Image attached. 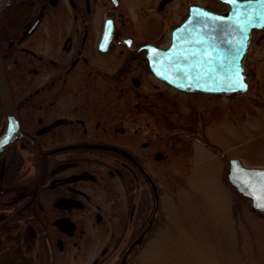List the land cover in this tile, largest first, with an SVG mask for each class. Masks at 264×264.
<instances>
[{
	"label": "flooded vegetation",
	"instance_id": "flooded-vegetation-1",
	"mask_svg": "<svg viewBox=\"0 0 264 264\" xmlns=\"http://www.w3.org/2000/svg\"><path fill=\"white\" fill-rule=\"evenodd\" d=\"M171 1L9 0L3 8L0 59L20 133L0 151V264H74V235L86 236L80 219L89 214L88 185L99 176L123 186L128 223L135 206L156 198L148 164L171 147L169 85L151 71L146 45L169 44L179 23L165 29L159 21ZM212 1L188 3L182 20L191 5L230 7ZM184 6L179 0L174 8ZM154 26L156 36L146 38ZM2 118L6 127L3 110ZM139 212L129 239L151 232L154 207ZM95 216L99 224L105 219Z\"/></svg>",
	"mask_w": 264,
	"mask_h": 264
},
{
	"label": "rangeland",
	"instance_id": "rangeland-1",
	"mask_svg": "<svg viewBox=\"0 0 264 264\" xmlns=\"http://www.w3.org/2000/svg\"><path fill=\"white\" fill-rule=\"evenodd\" d=\"M178 1L169 3L167 17L159 21L165 29L182 21L188 3L210 6L213 2L184 0L185 6L175 10ZM152 29L146 38L156 36V26ZM244 63L250 85L242 95L190 93L166 86L171 147L161 162L150 156L148 164L157 181L156 198L151 202L148 196L144 206H135L134 220L128 223L130 207L123 186L107 175L89 182L91 198L85 204L89 214L80 219L86 236L74 235L78 254L74 264L120 262L131 227L139 226L135 222L139 208L144 212L147 206L157 208V217L125 264H264V213L252 209L249 199L226 179L231 156L245 166L264 167V27L252 31ZM148 81L151 86L155 83ZM4 127L0 107V132ZM152 139L162 140L153 135ZM116 192H121L117 204ZM115 210L120 218L110 219ZM100 212L105 219L99 224L95 215Z\"/></svg>",
	"mask_w": 264,
	"mask_h": 264
},
{
	"label": "water",
	"instance_id": "water-1",
	"mask_svg": "<svg viewBox=\"0 0 264 264\" xmlns=\"http://www.w3.org/2000/svg\"><path fill=\"white\" fill-rule=\"evenodd\" d=\"M7 1L0 0V14ZM225 1L231 7L224 12L191 5L188 16L173 29L167 48L146 45L150 69L158 78L192 92L229 96L247 90L244 60L252 29L264 26V0ZM0 101L7 119L0 134L1 151L20 133L1 59ZM226 177L250 200L252 209L264 212V167L245 166L230 157Z\"/></svg>",
	"mask_w": 264,
	"mask_h": 264
},
{
	"label": "trees",
	"instance_id": "trees-1",
	"mask_svg": "<svg viewBox=\"0 0 264 264\" xmlns=\"http://www.w3.org/2000/svg\"><path fill=\"white\" fill-rule=\"evenodd\" d=\"M156 211H157V208L154 207V213H155V215H157ZM155 217H157V216H155ZM155 217L153 218V221H155V219H156ZM142 241H143V240H140V238H134V237H132V238L129 240L126 249H125L124 252L122 253V257H123L124 255H127V257H128V256L131 254V252L133 251L134 247L137 246V245H139V244H141ZM127 257H126V258H127Z\"/></svg>",
	"mask_w": 264,
	"mask_h": 264
}]
</instances>
